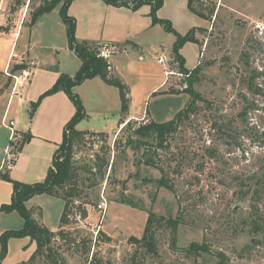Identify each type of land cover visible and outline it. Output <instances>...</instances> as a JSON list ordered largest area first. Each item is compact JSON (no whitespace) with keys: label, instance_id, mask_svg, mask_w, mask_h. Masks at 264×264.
Returning <instances> with one entry per match:
<instances>
[{"label":"rangeland","instance_id":"obj_1","mask_svg":"<svg viewBox=\"0 0 264 264\" xmlns=\"http://www.w3.org/2000/svg\"><path fill=\"white\" fill-rule=\"evenodd\" d=\"M19 2L9 0L4 12L8 24L22 19L27 26L42 0ZM192 8L204 17V29L195 34L200 42L186 45L183 55L188 67L199 70L180 71L165 47L145 49L141 65L147 80L136 84V93L140 98L158 82L167 65L172 71L166 75L168 94H179L172 90L190 84L203 99L196 100L176 130L165 136L166 148H156L154 137L143 145L133 132L141 124L173 119L190 104L187 93L147 100L144 111L153 118L134 119L99 134L88 131L74 139L75 173L60 191L74 186L77 193L68 222L52 239L51 258L46 251L47 258L37 256L24 264H264L263 233L254 227L264 228V0H193ZM160 54L171 60L159 63ZM4 103L0 100V111ZM16 103L17 98L9 117ZM89 124L103 130L108 122L92 116ZM1 136L6 140L8 131L1 128ZM23 138L11 142L13 157ZM149 158L157 166L146 164ZM161 177L171 189L159 184ZM45 198L50 201L42 203L46 223L55 229L64 201ZM102 200L107 204L104 212L97 208ZM150 211L156 216L148 230L152 240L146 238L151 248L144 244L146 239L131 240L143 236ZM0 216L13 224L18 218L17 213ZM169 219L179 220L175 233ZM11 238L0 264H22L30 255V239ZM192 242L207 250H185Z\"/></svg>","mask_w":264,"mask_h":264},{"label":"crops","instance_id":"obj_2","mask_svg":"<svg viewBox=\"0 0 264 264\" xmlns=\"http://www.w3.org/2000/svg\"><path fill=\"white\" fill-rule=\"evenodd\" d=\"M8 1L0 0V26H9L6 30L0 28V100H5L0 111V129L8 131L9 136L8 122L12 120V128L17 136L29 134L30 137L28 136L29 139L16 152L11 163L8 155L4 153V148L9 143L5 146L3 144L5 139L3 136L0 137V152L3 153L0 159V172H5L6 168L11 178L32 183L44 179L52 154L62 141L64 126L74 115L75 107L63 91L42 98L31 116L30 104L38 94L54 84L60 73L74 75L80 66V60L67 45L66 28L59 12L60 4L40 15L33 24L26 26L22 19H16L12 24H8V16L4 12ZM128 1L132 4L133 0ZM150 9L148 3L132 9L129 6L107 4L102 0H73L69 4L68 14L75 18L77 40H92L101 46H115L117 49L110 59L109 71L128 84L130 98L128 112L123 118L124 121L119 123L121 102L116 87L106 84L98 76L74 86L73 91L80 97L86 112V116L75 125L77 130L111 131L129 120L153 118L148 109L144 111L147 100L154 97H179L184 94L154 93L166 89L167 78L163 71V77L158 82L150 89H143L144 94L140 95V98L137 96L136 84L142 82L143 85L147 80L141 65L144 61L145 49L157 50L165 47L171 51L175 40V36L167 32L163 25L152 23ZM156 14L159 18L170 20L174 29L180 34L186 33L193 27H202L204 21V17L196 15L188 8V0H163ZM188 44L196 45L187 42L181 47L180 53L185 59V67L192 69L195 66L188 67L183 55L184 48ZM117 45H120L121 49ZM127 45L131 48H127ZM20 63L26 64L31 74L26 84L20 87V93L18 89L16 93H12V82L9 81L6 71L8 69L12 73H19L20 70L12 71V69L14 65ZM166 67L167 65L164 68ZM15 98H17L15 110L9 117L10 107ZM92 116L103 117L105 122H108L106 129L92 128L89 124ZM5 141L9 142V138L7 137ZM11 194V183L0 179V204L9 202ZM44 195L47 194L31 197L26 205L29 208H39L40 216L36 214L34 216L47 226L48 221L42 203L50 201L47 198L42 200ZM63 207L60 209L58 227ZM0 213L9 216L17 212ZM17 215L18 218L14 219L15 224L8 223L5 220L6 216H0V234L5 230L19 229L23 226L22 217L18 213ZM58 227L48 228L56 231ZM23 239L30 238L25 236ZM11 240L12 238H9V244ZM31 242V249L29 248L28 252L30 255L35 249V242L32 240ZM28 258L24 259L22 264Z\"/></svg>","mask_w":264,"mask_h":264},{"label":"trees","instance_id":"obj_3","mask_svg":"<svg viewBox=\"0 0 264 264\" xmlns=\"http://www.w3.org/2000/svg\"><path fill=\"white\" fill-rule=\"evenodd\" d=\"M73 0H42V4L38 6V10L34 12L33 17L29 25L33 24L36 19L49 11H51L56 5L60 4L59 12L61 15L62 22L66 28V36H67V45L69 49L73 51V53L79 58L80 66L78 70L75 72L74 75H69L67 73H60L56 78L54 84L47 90H45L42 94L39 95V98L35 102H31L29 114L30 116L35 111L37 105L39 104L40 100L52 93L57 91H63L67 94L71 102L75 107V112L72 118L65 124L63 130V138L62 141L57 145V148L52 154L51 163L47 169L46 175L42 181L32 182V183H25L16 179H13L9 176L8 172H0V179L8 181L12 185V194L9 202L1 203L0 204V212L8 213L15 211L17 212L23 219V226L19 229H8L5 230L0 234V261L6 256L7 253V242L8 239L11 237H25L28 236L32 241L35 242V249L30 255L27 261L34 260L37 256H44L47 258H51V242L52 239L56 235H61L60 227H63L65 223L68 222L67 214L68 210L70 209V203L73 201V197H76L77 193L74 189V186L68 188L63 194H61V190L70 183L72 176L75 173L74 167L72 165V149H73V141L74 139L78 140L79 137L84 136L88 133V131L84 130H77L75 125L86 116V112L83 106V103L78 96L77 93L73 91V87L82 83L84 80L93 78L95 76L100 77L106 84L112 85L116 87L119 91L120 96V113L121 119L119 123H122L124 120L123 118L128 112L129 107V86L128 84L120 77L114 76L110 73V61L101 57L98 53V49L101 47L95 41L92 40H77L75 36V18L68 14V6ZM107 4L115 5V6H129L132 9H137L141 4L148 3L151 6L150 9V16L152 19V23L156 24L159 23L163 25L164 29L167 32L172 33L175 36V40L172 45L171 53L173 54L174 59L178 63V67L180 71L187 73L189 71L188 68L185 67V59L180 53L181 47L187 42H193L198 44L200 41L196 37V31H202L204 28L201 27H193L190 28L186 33L180 34L177 32L174 27L172 26L170 20L162 19L157 17V10L162 6L163 0H133L132 4L128 0H102ZM19 2V0H18ZM193 0H188V8L195 13L196 15L203 17L200 13L196 12L192 8ZM20 3V2H19ZM1 29H8L9 26H0ZM128 42V41H126ZM125 42V43H126ZM120 48V45H117ZM27 68L26 64L20 63L13 66L12 71L14 70H22ZM194 70H199L198 66L192 68ZM191 70V69H190ZM169 91H160L154 92L157 93H167ZM173 93H180L184 92L191 96L192 100L187 108L179 110L175 117L168 121L163 122H156L152 121L148 124H141L137 130H135V134L138 135L137 140L135 141H142L139 143H143V145H148L149 137H154L156 139V148H166L167 144L165 136L168 133L174 132L178 127L179 123L182 121L183 117H187L190 111L195 106L196 100H202L203 98L199 93L194 92L190 88V84L187 85L182 91L172 90ZM131 120L127 121L125 124L130 125ZM92 133L99 134L101 132H94ZM30 137V135L28 134ZM27 135L24 136L23 141L19 145L17 151L20 147L29 139ZM147 138V139H145ZM143 139V140H138ZM145 139V140H144ZM129 141L128 143H131ZM62 149V157L58 158V153ZM146 164H150L153 166H157V164L149 159H145ZM100 171V168H99ZM159 184L165 186L169 189L172 188V184L168 182V180L161 177L159 179ZM38 194H47L51 196H56L62 198L64 201L63 211L60 217V226L57 231L50 230L47 226L40 222V220L35 218V214L40 216L41 212L39 208H29L26 205L27 200L31 197L38 195ZM80 207V206H79ZM83 216L86 215V211L83 208L81 210ZM156 216L153 212H149L144 234L141 238L131 237V240L137 243H141L145 240L148 236V239L152 240V235L148 234V230L150 228V224L155 220ZM178 219H169V223L173 226V233L176 231V226L178 225ZM259 224L254 223V227L256 231H260L263 233V243H264V228L263 226H258ZM173 241L175 240L174 235L172 237ZM147 247L151 248L148 244L147 239L144 243ZM185 250L189 252H197L200 250L206 251L205 245L198 244L196 242H192L188 248ZM48 252L47 256L44 252ZM23 262L24 263H27ZM53 264H56L54 262ZM221 264V263H220Z\"/></svg>","mask_w":264,"mask_h":264},{"label":"built area","instance_id":"obj_4","mask_svg":"<svg viewBox=\"0 0 264 264\" xmlns=\"http://www.w3.org/2000/svg\"><path fill=\"white\" fill-rule=\"evenodd\" d=\"M99 55L103 57L104 59L110 61L112 54L115 53V46H101L99 49ZM171 60V57L166 54H160L158 57L157 61L159 63H164L166 61ZM33 64V62H31ZM6 74L12 78V93H16V90L22 86L25 82L29 80L30 77V70L28 68L20 70L19 73H12L10 70L7 69ZM164 74L166 75H171L172 71L168 70L167 68L164 69ZM4 124V122H2ZM8 127L10 129L9 133V144L4 148V153L8 155V157L11 159L14 156V153L12 152V145L11 142L15 141L17 139L16 132L14 131L13 127V121L9 120L8 122ZM14 158V157H13ZM106 202L105 200H102L98 203L97 208L101 211H105L106 208Z\"/></svg>","mask_w":264,"mask_h":264}]
</instances>
